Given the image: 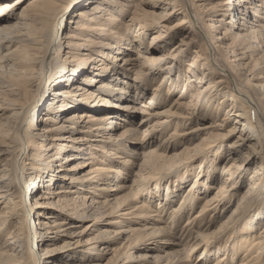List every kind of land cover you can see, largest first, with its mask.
<instances>
[{"label": "bare ground", "instance_id": "6f19581e", "mask_svg": "<svg viewBox=\"0 0 264 264\" xmlns=\"http://www.w3.org/2000/svg\"><path fill=\"white\" fill-rule=\"evenodd\" d=\"M81 1L34 0L24 6L25 0H0V146L19 152L15 164L0 168V264H64L53 263L67 246L56 244L63 237L95 255L96 262L86 264L110 256L108 263L156 264L171 256L167 246L183 243L189 247L175 250L176 264H209L213 256L214 264H264V66L248 55L260 48L256 57L264 53V0H220L211 8L202 0L145 3L158 14L137 8L135 0ZM178 14L179 21L165 24ZM217 16L219 26L214 20L206 24ZM72 23L99 38L85 33L83 40L79 32L69 37ZM230 39V49L223 50ZM177 40L180 45L167 52ZM189 52L195 56L186 69ZM197 79L204 83L199 88ZM223 111L221 122L208 123ZM195 121L200 125L189 134L206 131L202 141L212 140L211 147L215 137L233 141L195 169L188 166L202 153L175 155L167 163L164 151L190 138L178 129ZM172 126L179 139L166 138ZM154 142L156 148L132 151L144 160L137 180L110 186L112 177L128 180L126 169L114 164H133L130 144L147 149ZM180 172L178 184L166 182ZM19 176L17 188L13 179ZM173 188L182 198L169 209L177 196ZM237 199L228 218L205 233ZM114 215L120 216L115 224H127L101 230L103 218L108 222ZM95 232V239H87ZM123 240L125 247L145 246L149 254L120 255L111 243ZM199 250L193 263L192 253Z\"/></svg>", "mask_w": 264, "mask_h": 264}, {"label": "rangeland", "instance_id": "374dc122", "mask_svg": "<svg viewBox=\"0 0 264 264\" xmlns=\"http://www.w3.org/2000/svg\"><path fill=\"white\" fill-rule=\"evenodd\" d=\"M28 1V2H27ZM34 0H25V4H24V6H27V5H29L31 2H33ZM64 1H66V0H64ZM81 1V0H80ZM153 0H135V2H136V4H137V8L139 7L140 9L142 8V10L144 9V10H146V11H148V12H150V13H153V12H156L157 14L159 13V11H156V10H154L151 6L149 7V6H147V5H145V3L146 2H152ZM195 1H198V0H195ZM200 1V0H199ZM227 1V0H226ZM82 3L81 4H86L87 2H86V0H82L81 1ZM220 2V0H212V1H210V0H202V2L200 3V4H204V5H206L208 8H211L212 6H214V5H217V3H219ZM124 3H125V1H124ZM211 3H213V5H210ZM127 4V3H126ZM141 6V7H140ZM126 11H128L129 9L131 10V8H128V10L126 9V8H124ZM262 16L264 17V14H262ZM93 17H95V16H93ZM181 15L180 14H178V16L176 17V18H173V19H171L170 21H168L167 23H165V24H167V26L168 25H172V24H174L175 22H177V21H179L180 19H181ZM250 18L252 19V21L251 22H253L254 24H256V19H255V17H253V13L252 14H250ZM217 19H221V17L220 16H217V18L216 17H213V19H212V17H210V18H207L206 20H208V22H206V24H210V23H212L211 22V20H214V22H216V20ZM210 20V21H209ZM226 21H230L229 19H225ZM68 21H70V19H68ZM76 21H78L77 19H76ZM216 24H218L217 22H216ZM221 23H219L218 24V26L220 25ZM69 26V28H71V26H72V31L71 30H67L66 32L67 33H69L70 31H71V33H70V35H69V37H71V36H75V34H81L82 33V39L84 40L85 39V33H87L86 35H88V36H91L93 39H94V37H95V39H98L99 38V33L98 34H94V33H92L91 31H89V30H82L81 29V24L80 25H77L76 23H72V24H70V25H67V27ZM224 26H225V24H224ZM236 29V28H235ZM77 32H79V33H77ZM237 32V31H236ZM239 32V31H238ZM72 33H73V35H72ZM155 34V32H152V33H150L149 34V36H148V41H151V37L153 36ZM241 34L242 35H250V37H252V34H250V33H246V32H241ZM84 35V36H83ZM96 35V36H95ZM94 36V37H93ZM218 37L219 38H223V32H222V34L221 33H219L218 34ZM77 38V37H76ZM80 37H78L77 39H74V41L75 42H79V44H82V43H85V41H83V40H80L81 39ZM228 39V38H227ZM73 40V39H72ZM180 40V39H179ZM179 40H177L175 43H173L170 47H169V49H168V51L167 52H169L171 49H172V47H174V46H176V45H180V42H179ZM258 42V41H257ZM224 43H225V45H223V44H221V47H222V49L223 50H225V47L226 48H228V49H230V44H231V39L230 40H224ZM76 44H78V43H76ZM85 44H87V43H85ZM219 44H220V41H219ZM195 46H191V50L194 52V51H196V49L194 48ZM184 48V50L186 49V47H183ZM262 48H260L259 50L260 51H262L261 50ZM260 51H254L253 50V52L251 51V53L249 52L248 53V55L250 54V55H252L253 54V58L252 59H255V60H257V59H261L260 61H259V63H261V64H259V65H261L262 67L264 66V53L262 54H260V55H258L257 57H256V55L260 52ZM193 52H189L188 53V55H187V58L184 60V66H185V68L187 69L188 67L186 66V64L187 63H189L192 59H193V57L195 56V54L193 53ZM245 52V51H244ZM87 54L86 52H83V54ZM263 55V56H262ZM57 57V56H56ZM248 61H250V60H248ZM254 64V63H253ZM130 76H132V78L133 79H135V74L133 73V74H130ZM244 77V76H243ZM245 78V77H244ZM161 81V80H160ZM159 81V83H157L156 84V86L157 85H160V82ZM204 83H199V80L197 79V81H196V84H195V86H197L198 88L200 87V86H202ZM155 85L153 86V88H155L156 87ZM194 86V87H195ZM201 89V88H200ZM193 90V89H192ZM191 90V91H192ZM195 90V89H194ZM179 95H180V91H177V92H175L174 94H173V100H175V99H177V97H179ZM150 96L151 95H149V96H147L146 98H144L143 100H139V101H137L136 103H131L133 106H137V104L139 105L140 103H142V102H144V101H147L149 98H150ZM188 100H192V99H188ZM226 112L225 111H223L222 113H220V117L218 118V119H216V120H208V123L210 124L211 122H214V124L215 123H217V122H221V120L222 119H224V117H226ZM43 116V115H42ZM33 117V116H32ZM30 119H31V117H30ZM200 125V123L199 122H194V123H188L185 127H182V128H179L178 129V133H183L184 131L185 132H187L188 134L191 132V130H193L194 128H197L198 126ZM175 127L176 126H172V127H170L169 129H168V131H167V133H166V138H168V137H171V136H173V137H178V139L180 138V134H173L174 132H175ZM213 129H211V130H209V131H212ZM121 131H123V130H121ZM213 132V131H212ZM206 133V131L205 132H195V133H192V134H189L188 135V137H190V138H188L185 142H183V143H176L178 140H173L174 142L173 143H176V145L174 146V147H170V148H168V149H166L165 151H164V154L165 155H167V157H169L168 159H167V163H171V162H174L175 161V159H177V158H175V157H182L181 159H183L185 156H187V154L188 153H190L189 155H191V156H193L194 154H199V153H202V154H199V157H197V162H195V163H193V164H191V165H189L188 166V168L189 169H195V167H198V164H200L203 160H204V158L205 157H208V156H210V155H212V154H216L217 152V148H219V147H221V146H223V144H229V143H231L233 140H224V139H221V138H216L215 137V140H213V141H215L216 142V144H214V146H210L211 144H212V140H210V141H202V139L204 138V137H206L208 134H205ZM192 135H195L194 137H191ZM67 136V135H66ZM143 136V132H140V134H138V138H136V140L135 141H137V140H139V139H141V137ZM182 137H184V136H182ZM165 138V139H166ZM101 138L100 137H96V139L95 138H93L92 140H100ZM214 142V143H215ZM38 143H40V141H38ZM133 143H135V142H133ZM158 143L159 142H157V143H151V144H149L148 146H149V148H147V149H139V148H137L136 146H135V144H130L131 145V147H129V151H128V153H130V154H132V151L133 152H135V153H137V154H141L142 152H145V151H147L148 149H152V148H156V146L158 145ZM201 143V144H200ZM198 146L197 147V149H195L194 150V148L196 147V146ZM185 148H186V150H185ZM192 148H193V150L194 151H192ZM222 148H227V146L225 147H222ZM184 149V150H183ZM9 150H10V152H9ZM12 150V151H11ZM183 150V152H181ZM191 150V152H189ZM205 150V151H204ZM5 151V152H4ZM196 151V152H195ZM212 152V153H211ZM10 153V154H9ZM185 155H184V154ZM187 153V154H186ZM180 154V155H179ZM183 154V155H182ZM10 155V156H9ZM18 155H19V152H18V150H15V149H6L5 150V148L4 147H1L0 146V168L2 167V166H4V165H6V164H10V165H13V164H15V162L14 161H16L17 160V158H18ZM101 155V154H100ZM176 155V156H175ZM219 154H217V156H218ZM105 156V155H104ZM134 156V157H133ZM175 156V157H174ZM101 157H103V155H101ZM106 157H107V155H106ZM132 157V158H131ZM130 157V160H131V162L133 163L132 165H130L129 167H126L125 168V165H119L118 163H116L115 162V164L114 165H118L119 166V170H123V169H126V171H123V172H125V175H124V177L125 178H127L128 180H127V182L126 183H121L122 182V180L120 181H117V182H115V179L116 178H114L113 179V177L112 176H114V175H112L111 177H112V181L110 180L109 182L111 183V185L110 186H113V185H115V183H117V184H126L127 186H129V185H131L132 183H133V181L134 180H137V177L135 176V175H137V174H139L140 173V171H141V167H142V164H143V162H144V160L142 159V158H137V156L135 157V155H133L132 154V156ZM141 157V156H140ZM174 159H173V158ZM219 157H220V155H219ZM109 158V157H108ZM188 158H189V156H188ZM2 159V160H1ZM7 159V160H6ZM220 159H221V157H220ZM10 160V161H9ZM12 161V162H11ZM83 160H81V161H79V162H76L74 165H76L77 163H80V162H82ZM110 161H112V160H110ZM114 161V160H113ZM119 161V160H118ZM187 161V160H186ZM221 162H222V159L220 160ZM5 162H7L6 164H5ZM9 162V163H8ZM98 163H101V162H98ZM115 168H117V167H115ZM143 169V168H142ZM252 169H253V167H252ZM181 171V170H180ZM182 172H184V171H182ZM182 172H180V173H177V177H174L173 179L171 178V179H169L168 181H166L167 183H170V185H176V184H178L179 182V180L180 179H182L181 177H182V175H183V173ZM252 172V170H250L249 172H248V174H250ZM193 173V172H192ZM191 173V174H192ZM195 173V172H194ZM194 173L192 174V176L194 175ZM20 178H21V176H19V178H14L13 179V183H14V185L18 188L19 186H20ZM191 179L190 180H188V182L186 181V184H188V185H190L191 184ZM183 184H185V183H183ZM185 184V185H186ZM19 185V186H18ZM165 186V185H164ZM163 186V184L160 186V189H161V194H163L164 193V189H165V187ZM153 187H155L154 185H152V188ZM218 187H219V184L218 185H216L213 189H212V192L211 193H215V192H217V190H218ZM244 189L246 188L245 186L243 187ZM242 188V191L240 192V194H239V196L242 194V192H243V189ZM174 189V194L175 195H177L176 197H174L173 199H174V202L172 203V205L169 207V209H171V208H173V207H175V206H177L178 205V203H179V201L181 200V198H182V193H181V190L180 189H178V188H173ZM178 189V190H177ZM126 192H128L127 190H125V191H123L122 193H121V195H125L126 194ZM179 194H181V195H179ZM141 197V196H140ZM143 198H144V196H143ZM145 199V198H144ZM155 200V199H154ZM237 201H238V199L236 200V203H234L233 205H232V207H230L229 208V210L227 211V213H225V215L220 219V220H218V221H212V225H211V227L210 228H208L207 230H202V231H204L205 233H209V232H211L212 230H214V229H216V228H218L219 226H220V224L223 222V221H225L227 218H228V216L231 214V212L233 211V209L235 208V205L237 204ZM152 207H154L155 208V206L157 207L158 205L157 204H155V202L153 201L152 203ZM192 204H193V200H191L190 201V204H189V206L191 207L192 206ZM199 207L197 208V209H194V212L195 211H199ZM121 213H119L118 215H120ZM118 215H114V216H112V218H107V220H109L108 222H104L105 220H106V217H104L103 218V222H102V225L100 226V228H101V230L103 229V230H105V229H107V228H109V229H111V230H114V231H119V230H121L123 227H124V224L126 225L127 224V222H122V223H120V224H115L116 222H119L120 221V216H118ZM114 217V218H113ZM113 219V220H112ZM44 220V219H43ZM186 220L187 219H184L182 222H181V226H183L184 224H185V222H186ZM111 222V223H110ZM115 222V223H114ZM87 223L89 224L90 222L88 221V222H86L85 224H84V226H86L87 225ZM106 223H108V224H106ZM116 225V226H115ZM135 226V225H134ZM81 230V229H80ZM97 235H98V232H95V234L94 235H92V236H90V237H87V239L88 238H92V239H95L96 237H97ZM97 240V239H96ZM96 240H93V242H96ZM124 241L125 240H123L122 242H119V244L118 243H113V241H112V243H111V248H120L119 249V254L120 255H122V254H125V252H127V251H130V253H132V255L135 257V258H139V259H145V255L147 256V254H149V251L145 248V246H143L142 247V249L140 248V249H131V247L129 248V246L128 247H125V245H124ZM67 242V243H66ZM68 243H71V244H69L68 245ZM56 244L58 245V246H63V245H65V244H67V246L66 247H64V249L62 250V252H60V256H59V258H58V260H56V261H54L53 263H60V262H63L64 264H86V263H95L96 261H94L93 260V257H95V255H92L91 254V252H87V250H86V248H87V246H79V245H77L76 244V239H71V238H69V237H63V238H61V239H59L57 242H56ZM124 245V246H123ZM188 244L187 243H183V244H181V246H176V245H169V246H167L166 247V249L165 250H167V251H169L170 253H171V256L170 257H168V258H166L165 260L163 259V261H156L157 263L156 264H174L176 261H174V259H176V255H175V253H176V251H179V250H183V249H187L189 246H187ZM150 246H153V245H150ZM176 250V251H175ZM174 252V253H173ZM199 252V253H198ZM196 251L195 252V254L194 253H192V261H193V263H196L197 261H199L198 259H199V257H200V255H201V253H202V250L200 251ZM151 254H154V255H158V254H162L163 255V253L162 252H160V253H157V252H152ZM175 257V258H174ZM109 258H112V260H113V257H108V258H106L105 260H103V261H101V262H99V263H102V264H116V262L115 261H112L111 260V262L110 263H108V259ZM216 258L217 257H215V256H213V257H211L209 260V264H214V261H216ZM215 259V260H214ZM65 260V261H64ZM147 260L145 259V260H133V262H129L128 264H147V263H149V261H147ZM168 262V263H167ZM155 264V263H154ZM176 264V263H175Z\"/></svg>", "mask_w": 264, "mask_h": 264}]
</instances>
